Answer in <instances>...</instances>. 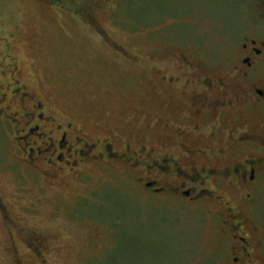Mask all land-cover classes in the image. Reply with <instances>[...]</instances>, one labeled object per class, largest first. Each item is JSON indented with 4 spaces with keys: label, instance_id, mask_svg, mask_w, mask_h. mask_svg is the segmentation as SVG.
Masks as SVG:
<instances>
[{
    "label": "rangeland",
    "instance_id": "374dc122",
    "mask_svg": "<svg viewBox=\"0 0 264 264\" xmlns=\"http://www.w3.org/2000/svg\"><path fill=\"white\" fill-rule=\"evenodd\" d=\"M246 11V0H0V264H211L197 206L148 195L146 169L117 160L52 181L24 161V123L6 117L20 94L2 108L23 87L88 141L147 140L169 62L186 46L224 61L227 26Z\"/></svg>",
    "mask_w": 264,
    "mask_h": 264
},
{
    "label": "flooded vegetation",
    "instance_id": "af4514ba",
    "mask_svg": "<svg viewBox=\"0 0 264 264\" xmlns=\"http://www.w3.org/2000/svg\"><path fill=\"white\" fill-rule=\"evenodd\" d=\"M246 4V16L227 26L235 32L224 61L186 46L169 62L161 103L148 105L147 140L132 130L130 142L88 141L75 121L14 86L2 109L13 110L20 94L16 116L6 117L24 123L16 137L24 161L47 165L55 182L93 160L142 167L145 193L189 201L210 219L211 264H264V0Z\"/></svg>",
    "mask_w": 264,
    "mask_h": 264
}]
</instances>
